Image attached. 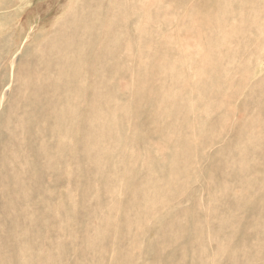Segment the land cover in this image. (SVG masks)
Returning <instances> with one entry per match:
<instances>
[{"label":"rangeland","instance_id":"374dc122","mask_svg":"<svg viewBox=\"0 0 264 264\" xmlns=\"http://www.w3.org/2000/svg\"><path fill=\"white\" fill-rule=\"evenodd\" d=\"M0 264H264V0H0Z\"/></svg>","mask_w":264,"mask_h":264},{"label":"bare ground","instance_id":"6f19581e","mask_svg":"<svg viewBox=\"0 0 264 264\" xmlns=\"http://www.w3.org/2000/svg\"><path fill=\"white\" fill-rule=\"evenodd\" d=\"M82 43H83V41H82ZM83 48H84V47H83ZM79 52H81V51L79 50ZM62 72H63V71H62ZM62 74H63V73H62ZM63 108H64V107H63ZM68 109H69V108H68ZM61 110H62V109H61ZM61 110H60V111H61ZM69 111H70V110H69ZM67 113H68V112H67ZM102 114H103V113H102ZM109 116H110V115H109ZM102 117H103V116H102ZM104 119H105V118H104ZM104 121H105V120H104ZM90 122H91V121H90ZM111 122H112V121H111ZM92 123H93V122H92ZM100 124H101V123H100ZM104 125H105V124H104ZM110 125H111V124H110ZM111 126L113 127V125H111ZM100 127H101V126H100ZM100 127H99V128H100ZM113 128H114V127H113ZM113 128H112V129H113ZM100 129H101V128H100ZM106 129H107V128H106ZM109 129H110V128H109ZM107 130H108V129H107ZM112 131H113V130H112ZM111 133H112V132H111ZM96 142H98V141H96ZM19 192H20V191H19ZM23 192H24V191H23Z\"/></svg>","mask_w":264,"mask_h":264}]
</instances>
